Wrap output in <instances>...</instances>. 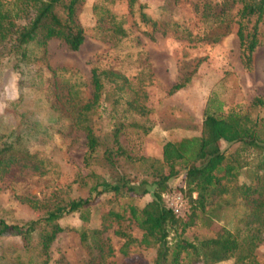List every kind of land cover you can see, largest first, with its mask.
<instances>
[{
    "label": "trees",
    "instance_id": "16d2710c",
    "mask_svg": "<svg viewBox=\"0 0 264 264\" xmlns=\"http://www.w3.org/2000/svg\"><path fill=\"white\" fill-rule=\"evenodd\" d=\"M84 1L0 0V88L9 71L21 77L20 97L0 114V179L18 161L33 163L37 168L44 163L29 149L30 142H47L74 130L86 136V164L101 166L112 179L92 172L89 176L94 180L88 183L86 197H27L24 201L40 213L37 217L20 221L0 216V264H50L51 246L64 230L59 220L73 212H80L88 220L89 206L103 193H111L119 201V207L110 209L107 215L111 222L128 218L143 232L141 238L123 232L127 236L120 247L124 256L144 244L156 250L150 264H212L230 258H236V264H255V250L264 239V96H256L243 113H225L223 102L212 97L205 110L202 135L167 141L162 165L155 168L153 178L134 176L122 165L123 159L136 160L121 141L125 122L115 115L104 117L97 109L103 98L110 100L118 89L126 93V87L131 85L129 78L120 72H99L95 68L88 83L79 77H66L67 68H54L47 82L43 72L30 68L38 60H47L51 39H60L71 50L80 49L86 40V29L78 20V8ZM237 1L240 57L244 67L252 69L260 44L264 0ZM117 2L127 3L133 22L148 37H155L158 21L140 0H97L95 12L100 20L112 24L109 30L117 40L128 36L130 29L127 15L113 8ZM208 10L215 8L210 6ZM224 14L214 15L216 20L207 28L217 32L214 25L225 20ZM179 28L182 26L175 27ZM106 73L117 83L112 94L107 92L101 76ZM182 85L178 83L174 89ZM113 101L119 102L117 98ZM126 102L142 116L133 119L131 125L148 133L152 129L148 106L132 93ZM221 141L239 143V147L228 152L221 147ZM244 172L247 179L241 180ZM180 176L186 181L183 190L191 204L187 217L176 214L163 197L171 190V179ZM151 189L152 200L144 205L134 202L132 194H147ZM213 193L218 217L224 220L226 212L236 209L234 217L229 216L216 234L185 238L187 228L197 221L208 228L213 224L214 217L207 213ZM80 237L89 264H106L114 256L115 248L100 229H85ZM57 264L73 263L61 256Z\"/></svg>",
    "mask_w": 264,
    "mask_h": 264
},
{
    "label": "rangeland",
    "instance_id": "374dc122",
    "mask_svg": "<svg viewBox=\"0 0 264 264\" xmlns=\"http://www.w3.org/2000/svg\"><path fill=\"white\" fill-rule=\"evenodd\" d=\"M96 1L85 0L78 8V20L86 29V40L80 49L71 50L60 39H51L47 45V60H38L30 64V68L43 72L47 82L54 68H67L66 77L71 76L73 80L79 77L88 83L95 68L99 72H120L129 78L131 85L126 87V93L116 89V94L110 100L103 98L97 109L104 117L115 115L117 120L125 122L121 141L136 160L123 159L122 165L134 176L153 178L155 168L162 165L163 147L167 141L202 135L205 110L212 97L216 96L223 102L225 113H243L250 109L256 96H264V16L253 67L247 69L240 57L237 0H140L146 5L148 14L158 21L154 38L148 37L133 22L127 3L117 2L113 8L127 15L130 28L129 35L120 40L109 30L112 24L98 18L94 9ZM210 6L215 11L209 12ZM221 12L226 13L225 20L222 23L218 21V28L214 25L217 32H213L207 26L216 20L214 15ZM179 25L182 28L176 30ZM101 76L107 92L114 93L117 83L111 81L107 73ZM20 78L16 71L8 72L0 88V114L20 97ZM178 83L183 85L174 89ZM131 93L150 109L148 116L152 129L148 133L131 125L133 119L142 117L126 102ZM115 98L118 103L113 101ZM28 147L44 163L41 166L39 163L37 168L33 163L18 161L0 179V216L20 221L37 217L40 213L24 201L27 197L39 200L56 195L86 197L89 194L88 183L94 180L89 176L92 172L112 179L101 166L86 164V136L82 131L74 130L47 142L32 141ZM221 147L232 152L238 149L239 143L221 141ZM240 179H247V174L244 172ZM170 186L171 190L163 194L164 201L168 194L182 193L187 203L184 214L187 217L191 204L183 190L186 188L184 177L171 179ZM152 191L139 196L132 194L134 202L146 204L153 198ZM213 194L207 210L214 217L213 224L208 228L197 221L187 228L185 238L216 234L223 229L229 216L234 217L236 209L226 212L224 220L218 217L217 198ZM89 207L88 220H84L80 212L59 220L64 230L51 246L50 264H57L61 256L73 264H89L80 237L85 229H100L103 237L115 248L114 256L106 264L152 262L156 253L153 246L143 244L135 250L131 247L133 251L128 256L120 252V247L127 240L123 232L139 238L143 232L128 218L121 222H111L107 218L110 209L119 207V201L113 194L99 195ZM255 253V264H264V239ZM192 264L206 263L198 261ZM212 264H236V258Z\"/></svg>",
    "mask_w": 264,
    "mask_h": 264
},
{
    "label": "built area",
    "instance_id": "2783aa9c",
    "mask_svg": "<svg viewBox=\"0 0 264 264\" xmlns=\"http://www.w3.org/2000/svg\"><path fill=\"white\" fill-rule=\"evenodd\" d=\"M168 206L178 215L184 216L187 203L185 197L180 192H174L166 196Z\"/></svg>",
    "mask_w": 264,
    "mask_h": 264
}]
</instances>
